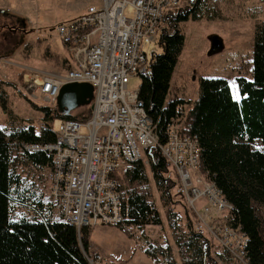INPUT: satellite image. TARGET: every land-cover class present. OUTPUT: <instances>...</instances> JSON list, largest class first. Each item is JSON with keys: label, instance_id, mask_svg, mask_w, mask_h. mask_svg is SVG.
<instances>
[{"label": "trees", "instance_id": "16d2710c", "mask_svg": "<svg viewBox=\"0 0 264 264\" xmlns=\"http://www.w3.org/2000/svg\"><path fill=\"white\" fill-rule=\"evenodd\" d=\"M207 6L208 0H191L185 9L165 18L158 41L163 51L153 55L149 73L138 88V99L156 126L160 142L165 141L166 126L178 119L180 134L197 137L200 173L232 205L223 221L246 235L247 264H264V235L256 211L257 207L264 211V152L252 146L254 140L264 144V20L254 27L251 77L236 78L240 97H233L227 79L201 77L194 101L174 99L165 104L172 73L184 47V35L177 23L189 16L208 17ZM48 57L60 61L58 54ZM0 104L9 117L8 126L0 128V264H89L85 254L90 228L84 226L78 231L59 220L41 189L42 172L49 167L50 154L25 149L27 145L53 143L51 122L56 118H86L88 106L87 112L80 115L64 116L55 107L34 104L42 112L40 125L36 126L29 119L14 120L1 97ZM182 108H187L184 116L179 113ZM148 174L165 209L182 263L221 264L213 254L209 238L193 231L189 214L185 226L180 224V212L173 205L185 207L186 203L176 192L178 176L157 147L149 148L145 159L114 174L124 216L117 226L131 236L132 229L161 224ZM155 247L148 246L143 252L155 263L160 256L168 264H175L169 249Z\"/></svg>", "mask_w": 264, "mask_h": 264}, {"label": "built area", "instance_id": "2783aa9c", "mask_svg": "<svg viewBox=\"0 0 264 264\" xmlns=\"http://www.w3.org/2000/svg\"><path fill=\"white\" fill-rule=\"evenodd\" d=\"M182 2L102 0L100 6L91 4L79 15L58 23L56 33L69 54L66 67L62 71L24 67L28 70L25 93L34 101L38 91L48 107H55L64 84L90 83L89 115L62 119L57 130L51 128L53 143L25 149L50 154L45 194L59 220L79 231L84 226H117L124 221L114 174L144 159L149 148H159L178 176L177 194L199 221L193 230L208 233L221 264H247L246 235L223 221L232 205L200 173L197 137L180 134L178 119L166 126L165 141L160 142L156 126L138 99V89H127L131 77L149 73L153 56L148 57L146 46L159 41L165 18L181 9ZM127 4L132 7L131 17L124 14ZM186 109H180L181 116ZM200 200L203 213L199 212ZM207 204L215 209V216ZM85 255L89 264L100 261L97 253Z\"/></svg>", "mask_w": 264, "mask_h": 264}, {"label": "rangeland", "instance_id": "374dc122", "mask_svg": "<svg viewBox=\"0 0 264 264\" xmlns=\"http://www.w3.org/2000/svg\"><path fill=\"white\" fill-rule=\"evenodd\" d=\"M190 1L183 0L181 9H185ZM91 4L100 6L102 0H0V97L14 120L29 119L36 126L40 125L42 112L34 104L47 106V103L38 91H35L37 97L34 101L25 93L28 70L24 67H45L62 71L66 67L62 62L64 59L68 60L69 54L55 27L58 23L79 15ZM207 7L208 17L193 19L189 16L177 23L178 30L184 35V47L172 73L165 104L174 99L194 101L198 97V81L201 77L227 79L233 97L238 98L240 95L236 78L251 77L253 32L255 24L264 20V0H208ZM124 14L127 17L132 16V7L129 4L125 6ZM216 40L217 48L214 47ZM162 51L157 41L146 46L149 58L151 53L160 55ZM52 53L58 54L60 61L50 60L48 56ZM142 78L131 77L127 89H138ZM87 110L86 107L79 108L71 114L80 115ZM61 120L56 118L51 122L53 130L58 129ZM8 124V114L0 104V128H6ZM252 146L264 152L261 141L254 140ZM42 176L44 183L41 184V189L45 193L49 182V168L43 170ZM148 176V186L159 209L161 224L146 225L140 230L132 229L131 236L118 226H89L87 253L100 255V261L96 264H168L163 257L159 256L158 263L148 257L143 252L148 246L151 249L156 248L155 246L166 247L170 250L175 264H183L165 209L150 174ZM200 201L199 212L203 213V208L200 207L203 201ZM173 206L180 212L179 222L182 226L186 224L187 214L192 229L199 223L186 205ZM206 207L212 215L217 214L210 204ZM256 211L261 219V231L264 235V211L258 207ZM202 233L208 237L207 232ZM212 251L216 256L213 243Z\"/></svg>", "mask_w": 264, "mask_h": 264}, {"label": "water", "instance_id": "95a60500", "mask_svg": "<svg viewBox=\"0 0 264 264\" xmlns=\"http://www.w3.org/2000/svg\"><path fill=\"white\" fill-rule=\"evenodd\" d=\"M217 40L215 48H217ZM154 54L152 53L151 56ZM93 98V86L87 82H73L64 84L56 97L55 108L57 111L66 116L72 111L90 105Z\"/></svg>", "mask_w": 264, "mask_h": 264}, {"label": "crops", "instance_id": "0c3cea01", "mask_svg": "<svg viewBox=\"0 0 264 264\" xmlns=\"http://www.w3.org/2000/svg\"><path fill=\"white\" fill-rule=\"evenodd\" d=\"M8 62H9V61H8ZM36 68H42V69H43V68H44V69H50V68H45V67H36Z\"/></svg>", "mask_w": 264, "mask_h": 264}]
</instances>
